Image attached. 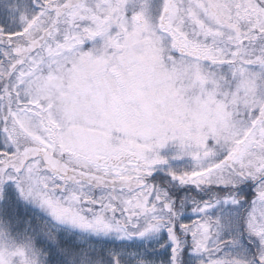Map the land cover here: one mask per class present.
<instances>
[{
    "label": "snow or ice",
    "instance_id": "obj_1",
    "mask_svg": "<svg viewBox=\"0 0 264 264\" xmlns=\"http://www.w3.org/2000/svg\"><path fill=\"white\" fill-rule=\"evenodd\" d=\"M0 264H264V0H0Z\"/></svg>",
    "mask_w": 264,
    "mask_h": 264
}]
</instances>
